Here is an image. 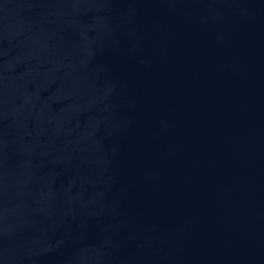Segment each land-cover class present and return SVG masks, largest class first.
I'll list each match as a JSON object with an SVG mask.
<instances>
[{
	"label": "water",
	"instance_id": "obj_1",
	"mask_svg": "<svg viewBox=\"0 0 264 264\" xmlns=\"http://www.w3.org/2000/svg\"><path fill=\"white\" fill-rule=\"evenodd\" d=\"M0 264H33L1 176Z\"/></svg>",
	"mask_w": 264,
	"mask_h": 264
}]
</instances>
